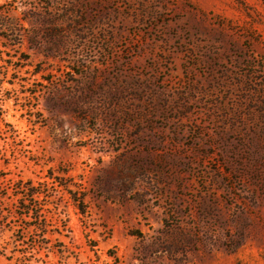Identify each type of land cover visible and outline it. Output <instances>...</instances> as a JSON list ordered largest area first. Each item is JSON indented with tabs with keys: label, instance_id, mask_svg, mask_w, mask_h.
Returning a JSON list of instances; mask_svg holds the SVG:
<instances>
[{
	"label": "rangeland",
	"instance_id": "rangeland-1",
	"mask_svg": "<svg viewBox=\"0 0 264 264\" xmlns=\"http://www.w3.org/2000/svg\"><path fill=\"white\" fill-rule=\"evenodd\" d=\"M0 264H264V0H0Z\"/></svg>",
	"mask_w": 264,
	"mask_h": 264
},
{
	"label": "trees",
	"instance_id": "trees-1",
	"mask_svg": "<svg viewBox=\"0 0 264 264\" xmlns=\"http://www.w3.org/2000/svg\"><path fill=\"white\" fill-rule=\"evenodd\" d=\"M25 196L22 198L20 202V209L22 211L21 217L23 218H29V227L30 230L32 227H35L33 224H31L34 220L38 219V212L37 207L32 204L34 201H40L42 199L48 198L46 193L41 190H36L34 187L31 188V186H28V188H25ZM35 249V248H33ZM23 257H26V252H22Z\"/></svg>",
	"mask_w": 264,
	"mask_h": 264
}]
</instances>
